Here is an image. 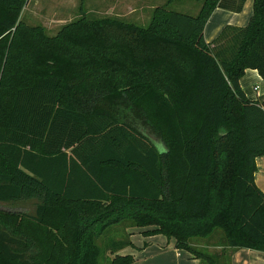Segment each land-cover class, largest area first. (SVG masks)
Wrapping results in <instances>:
<instances>
[{"label":"trees","instance_id":"obj_1","mask_svg":"<svg viewBox=\"0 0 264 264\" xmlns=\"http://www.w3.org/2000/svg\"><path fill=\"white\" fill-rule=\"evenodd\" d=\"M172 1L145 26L81 15L49 36L20 18L27 0H0V264H132L119 239L98 243L125 221L198 264L264 251V94L239 84L264 79V0L211 41L213 10L244 0H193V15ZM218 230L228 256L190 246Z\"/></svg>","mask_w":264,"mask_h":264},{"label":"rangeland","instance_id":"obj_2","mask_svg":"<svg viewBox=\"0 0 264 264\" xmlns=\"http://www.w3.org/2000/svg\"><path fill=\"white\" fill-rule=\"evenodd\" d=\"M166 4V0H27L21 14L20 18L28 25H39L44 28L47 35H55L60 27L66 24L68 21L75 19L81 15H86L88 17H101L106 16L107 11L115 13L113 16L120 17L124 20L135 22L138 25L145 26L149 23L153 9L156 6H162ZM196 7H200V3L193 0H174L167 5L170 10H176L188 14H195L198 12ZM197 10V12H196ZM225 11V10H223ZM253 11V0H244L243 7L239 12H225L228 13L236 20L241 19L242 25L247 24ZM108 14L107 16H111ZM218 24V23H217ZM227 24L239 25L236 22L226 21L223 23V27ZM215 20L208 22L206 25V33L204 31L205 39H213L216 35L215 31L211 33L214 28ZM239 25V26H242ZM222 27V28H223ZM209 36H212L209 37ZM214 36V37H213ZM209 39V40H210ZM263 79V78H261ZM264 80V79H263ZM242 84L248 90L252 91V96L257 93L264 94V84L261 81H256V79L249 74H245L242 79ZM258 85V90L254 91L253 87ZM260 94V95H261ZM153 134V133H152ZM34 200H28L20 202L18 207L28 212L32 213L34 211ZM136 226L131 225L128 221L114 224L108 227L98 239L100 244L117 245L115 239H119V245L114 250L113 254L121 253L119 251L123 246H127L128 241L136 240L130 237V234L134 230L136 235ZM221 231L218 230L210 237H195L191 241V247H197L198 249L207 250L213 255L219 254L221 250L226 251V256L229 255V248L219 246ZM111 240V242H109ZM113 248V247H112ZM191 256L195 257L190 251L184 250ZM106 251V257H110V254ZM114 256V255H113ZM103 257V260L106 258ZM104 264V262H103Z\"/></svg>","mask_w":264,"mask_h":264},{"label":"crops","instance_id":"obj_3","mask_svg":"<svg viewBox=\"0 0 264 264\" xmlns=\"http://www.w3.org/2000/svg\"><path fill=\"white\" fill-rule=\"evenodd\" d=\"M29 1V0H28ZM104 1V0H103ZM174 1V0H173ZM195 9L198 10V7ZM196 10V12H197ZM219 7H216L208 18L204 31L206 33V25L208 22L215 20L214 28L211 33L215 31L214 35H217L222 29L223 23L226 21L236 22L239 25H242V20H236V18L228 15L229 10H225ZM108 14H113L111 11H107ZM106 14V16L108 15ZM196 14V13H195ZM111 15V16H113ZM76 19V18H75ZM74 20V19H72ZM70 20V21H72ZM68 21V22H70ZM218 23V24H217ZM236 25V24H235ZM238 25V26H239ZM243 26V25H242ZM212 38V36H209ZM214 37V36H213ZM216 37V36H215ZM205 38V36H204ZM210 39V38H209ZM207 39L206 41H211L212 39ZM245 74H249L254 77L256 81H261L264 84V80L261 79L260 75L255 69L247 68L244 72V75L239 79V84L245 95L249 99H256L260 94L256 93L255 96H252V91L250 88L248 90L242 84V79ZM254 91L258 90V85L253 87ZM262 95V94H261ZM256 170L254 172V182L256 186L264 193V155H258L255 157ZM145 228H136V235L134 230H131L133 234H130V237L135 238L136 240H130L131 245L123 246L118 254H131L133 255L132 264H198L199 260L189 253L182 249H178L174 245L173 239L166 238L163 234H154V235H145L142 231ZM127 243V242H126ZM230 264H264V251L254 250L249 248H239L230 250Z\"/></svg>","mask_w":264,"mask_h":264}]
</instances>
